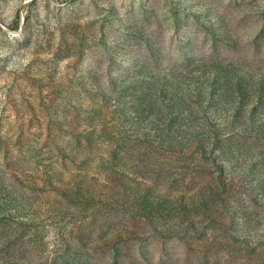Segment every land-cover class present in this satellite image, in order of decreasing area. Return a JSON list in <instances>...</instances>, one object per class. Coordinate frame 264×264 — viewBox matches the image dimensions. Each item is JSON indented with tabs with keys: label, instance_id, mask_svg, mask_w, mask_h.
Returning <instances> with one entry per match:
<instances>
[{
	"label": "rangeland",
	"instance_id": "obj_1",
	"mask_svg": "<svg viewBox=\"0 0 264 264\" xmlns=\"http://www.w3.org/2000/svg\"><path fill=\"white\" fill-rule=\"evenodd\" d=\"M0 264H264V0H0Z\"/></svg>",
	"mask_w": 264,
	"mask_h": 264
}]
</instances>
